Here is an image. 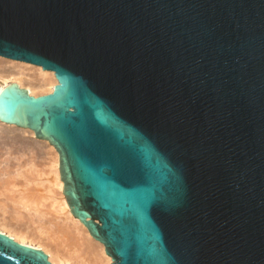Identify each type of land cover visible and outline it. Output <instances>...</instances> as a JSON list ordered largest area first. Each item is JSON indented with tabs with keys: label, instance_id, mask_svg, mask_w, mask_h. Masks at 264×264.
<instances>
[{
	"label": "water",
	"instance_id": "water-1",
	"mask_svg": "<svg viewBox=\"0 0 264 264\" xmlns=\"http://www.w3.org/2000/svg\"><path fill=\"white\" fill-rule=\"evenodd\" d=\"M0 121L59 154L112 264H264V0H0ZM0 264H52L0 232Z\"/></svg>",
	"mask_w": 264,
	"mask_h": 264
},
{
	"label": "bare ground",
	"instance_id": "bare-ground-1",
	"mask_svg": "<svg viewBox=\"0 0 264 264\" xmlns=\"http://www.w3.org/2000/svg\"><path fill=\"white\" fill-rule=\"evenodd\" d=\"M3 60L7 59H0V90L15 83L37 96L51 92L57 83L53 73L41 72L36 66L15 61L8 67ZM0 147V172L3 175L14 173L15 179L24 177L21 159L26 157L31 167H34V158L48 160L52 176L47 186L42 185V194H31L28 189L18 191L12 212L0 209V232L17 242L40 248L52 264H112V257L104 254L100 242L88 236L78 218L69 215L56 148L49 147L46 139L33 135L30 128L3 121H0ZM11 159L19 162L15 172ZM33 182L27 180L24 187L28 188Z\"/></svg>",
	"mask_w": 264,
	"mask_h": 264
},
{
	"label": "rangeland",
	"instance_id": "rangeland-1",
	"mask_svg": "<svg viewBox=\"0 0 264 264\" xmlns=\"http://www.w3.org/2000/svg\"><path fill=\"white\" fill-rule=\"evenodd\" d=\"M3 62L5 63V65H7L8 67H12V61H8V60H3ZM26 136L28 138L31 139V136L27 135ZM2 147V146H1ZM0 147V152H2V148ZM2 156V155H1ZM5 156V155H4ZM3 157V156H2ZM4 158V157H3ZM1 159L0 158V163H1ZM28 158H23L21 159V163H23L22 165V172H24V177L22 178H17L15 179L14 177V173L9 174V175H3L0 172V209H8L9 211L15 208L14 206L15 203L13 202L14 198H16L18 196V191H23L27 189L30 191V193H39L42 194L43 191V187L42 185L47 186V184H49L50 180H51V174H49V167H48V160L44 161L43 159H38V158H34V167L29 166V160ZM10 161V159H9ZM11 163H12V169L13 172H15L17 164L19 162L15 161L14 159H11ZM32 164V165H33ZM31 167V168H30ZM1 168V166H0ZM15 168V169H14ZM1 171V169H0ZM34 175V176H33ZM29 180L31 182H33L28 188L24 187V184L26 183V181ZM40 183V184H39ZM9 184V185H8ZM40 190V191H39ZM37 192V193H36Z\"/></svg>",
	"mask_w": 264,
	"mask_h": 264
}]
</instances>
